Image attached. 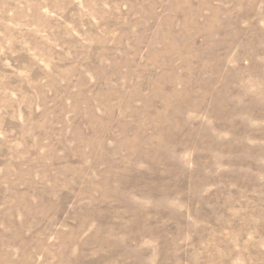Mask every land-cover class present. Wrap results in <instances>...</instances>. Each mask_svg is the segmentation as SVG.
<instances>
[{"label":"rangeland","instance_id":"obj_1","mask_svg":"<svg viewBox=\"0 0 264 264\" xmlns=\"http://www.w3.org/2000/svg\"><path fill=\"white\" fill-rule=\"evenodd\" d=\"M0 264H264V0H0Z\"/></svg>","mask_w":264,"mask_h":264}]
</instances>
